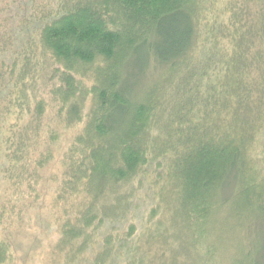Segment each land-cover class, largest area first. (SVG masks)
<instances>
[{"label": "trees", "instance_id": "1", "mask_svg": "<svg viewBox=\"0 0 264 264\" xmlns=\"http://www.w3.org/2000/svg\"><path fill=\"white\" fill-rule=\"evenodd\" d=\"M0 264H264V0H0Z\"/></svg>", "mask_w": 264, "mask_h": 264}, {"label": "rangeland", "instance_id": "2", "mask_svg": "<svg viewBox=\"0 0 264 264\" xmlns=\"http://www.w3.org/2000/svg\"><path fill=\"white\" fill-rule=\"evenodd\" d=\"M257 227H258V225H257ZM254 230H256V228H253V232L250 235H251V239H252L253 243L257 244L258 241L262 240L261 234H258V232H257V230H259V229H257L256 231H254Z\"/></svg>", "mask_w": 264, "mask_h": 264}]
</instances>
